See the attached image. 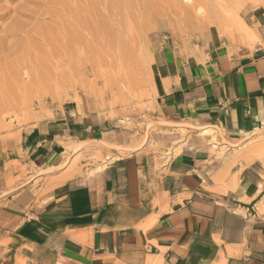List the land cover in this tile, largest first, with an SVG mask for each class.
<instances>
[{"label": "crops", "instance_id": "1", "mask_svg": "<svg viewBox=\"0 0 264 264\" xmlns=\"http://www.w3.org/2000/svg\"><path fill=\"white\" fill-rule=\"evenodd\" d=\"M249 27L243 45L208 30L157 46L153 115L192 133L170 162L146 148L90 177L62 168L60 142L104 135L88 103L28 129L0 159V264H264V3Z\"/></svg>", "mask_w": 264, "mask_h": 264}, {"label": "rangeland", "instance_id": "2", "mask_svg": "<svg viewBox=\"0 0 264 264\" xmlns=\"http://www.w3.org/2000/svg\"><path fill=\"white\" fill-rule=\"evenodd\" d=\"M32 1L0 0V159L20 155L22 135L51 109L88 103L106 121L101 141L60 142L62 168H84L88 177L137 150L164 163L181 152L192 133L153 115V53L208 30L246 44L244 29L254 36L249 22L264 3L200 0L206 11L198 19L183 0ZM216 140L212 152L222 157L227 147Z\"/></svg>", "mask_w": 264, "mask_h": 264}, {"label": "bare ground", "instance_id": "3", "mask_svg": "<svg viewBox=\"0 0 264 264\" xmlns=\"http://www.w3.org/2000/svg\"><path fill=\"white\" fill-rule=\"evenodd\" d=\"M32 1V0H31ZM34 1V0H33ZM32 1V2H33ZM38 1V0H37ZM30 2V1H29ZM31 2V3H32ZM215 2V0H214ZM46 3V2H43ZM35 4V3H34ZM38 4V3H37ZM214 4V3H213ZM262 5V4H261ZM29 6V5H28ZM31 6V5H30ZM181 6L183 8H185L186 10L193 12L195 14V16L199 19L203 14H205L206 11V6L202 3H200V0H183L181 2ZM215 9V8H214ZM213 9V10H214ZM212 11V10H211ZM215 11V10H214ZM217 12V11H216ZM189 14V13H188ZM218 14V13H217ZM210 15V14H209ZM215 18V17H214ZM205 21V20H204ZM196 22V21H195ZM243 23V21H242ZM244 24V23H243ZM202 25V24H201ZM245 27V26H244ZM244 27L242 26V29H244ZM247 27V26H246ZM238 30V29H237ZM246 31V35H247V40L248 41H252L254 39V36H252L249 31ZM227 33V32H226ZM231 33V32H230ZM228 34V33H227ZM17 35V33H16ZM229 36V35H228ZM18 38V37H17ZM244 38V37H243ZM238 39V38H237ZM169 90V89H168ZM184 129H182V132L184 133ZM199 135L201 137H211L213 141H217L216 140V132L215 130L211 129V128H202L199 132ZM105 167V165H104ZM104 167H99L97 170H102Z\"/></svg>", "mask_w": 264, "mask_h": 264}]
</instances>
